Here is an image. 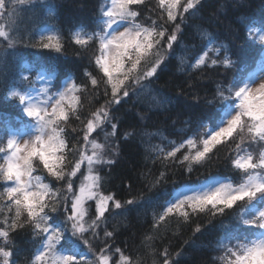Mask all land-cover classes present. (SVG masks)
Wrapping results in <instances>:
<instances>
[{"label": "snow or ice", "instance_id": "snow-or-ice-1", "mask_svg": "<svg viewBox=\"0 0 264 264\" xmlns=\"http://www.w3.org/2000/svg\"><path fill=\"white\" fill-rule=\"evenodd\" d=\"M156 3L162 11L153 19L143 17L141 6L154 11L146 0H104L91 25L71 33L82 50H95L91 62L102 74L86 70L83 84L42 57L15 60L18 80L14 76L12 83L0 72L6 97L18 101L20 113L17 120L0 115V264H16L13 233L26 228L35 244L27 264H139L138 258L113 246L115 234L106 224L105 213L136 202L127 199L122 203L102 190L103 169L110 172L120 155L113 109L141 94L148 95L158 109L166 110L172 103L171 97L152 85L175 51L174 45H179L182 26L195 29L200 48L185 47L178 71L188 76L211 71L220 79L215 81L212 97L204 101L205 110L195 128L189 127L180 143L169 141L172 147L167 151L158 145L149 147L155 154L152 163L178 162L192 173L193 165L205 164L219 145L231 141L236 153L232 167L244 175L238 183L211 177L174 190L163 211L154 214L153 228L160 229L170 216L189 222L200 214L230 215L228 223L220 221L221 235L214 249L220 254L214 259L218 264H264V19L259 23L249 17L239 20L244 45L250 49L245 53L234 40L211 31L210 24L189 25L202 19L198 16L202 0ZM25 4L33 0H0V66L16 57L21 46L63 53L62 37L54 26L45 25L34 35L21 33L17 17ZM43 8L54 17V5ZM239 39L237 35L235 40ZM184 84L195 91L191 82ZM184 84L176 85L179 95L187 91ZM89 91L90 101L102 95L104 102L84 117L81 93ZM193 99L200 104L198 95ZM73 121H79L80 127ZM201 127L204 132L199 131ZM101 133L105 143L98 142ZM132 136L125 132L122 139L128 141ZM82 166L86 173L81 172ZM78 173L76 192L73 178ZM48 177L51 180L45 182ZM164 180L161 171L152 186ZM88 201L95 202L94 212L90 213ZM200 231L197 225L195 232ZM159 255V264H172L167 248Z\"/></svg>", "mask_w": 264, "mask_h": 264}, {"label": "trees", "instance_id": "trees-1", "mask_svg": "<svg viewBox=\"0 0 264 264\" xmlns=\"http://www.w3.org/2000/svg\"><path fill=\"white\" fill-rule=\"evenodd\" d=\"M51 1L55 6L54 17L46 18L47 14L37 13L29 26L32 31L39 30L45 25L57 28L61 32L63 53L52 55L48 50L45 52L23 46L20 48L27 50L26 55L37 52V55L42 58L53 57L48 61L50 64L56 66L61 72H70L77 83L83 84L87 81L84 72L91 69V61L79 45L75 47L71 45L74 43L71 33L82 26L87 28L91 25L99 15L100 0ZM146 2L154 11L149 12L141 6L143 17L151 15L155 19L162 9L157 6L156 0H146ZM202 5V10L198 13L202 19L190 21L189 25L195 23L208 27L210 24L211 31L222 38L234 40L237 47L240 45L235 37L239 35L241 40L244 35L239 20L243 17L259 18L264 15V0H202ZM182 27L184 31L179 45H174L175 51L170 54L165 65L161 66L163 71L158 70L159 80L152 85L156 91L171 97L172 103L166 106V110L158 109L152 106L148 95L141 94L130 100L126 98V101H122L121 105L113 109L118 122L119 135L116 139L120 143V155L116 158L117 163L112 166L110 172L107 168L103 169L102 174L106 178L102 190L105 194H114L122 203L127 199H135L136 202L133 205H126V209H112L105 213L106 224L108 230L115 234L113 246L120 247L134 260L138 258L139 264H154V260L156 264H159L162 259L159 253L165 248L171 255L172 264H218L214 258L220 253L214 250L215 241L221 235L220 221L223 219L225 223H228L230 215L213 218L207 214H200L193 216L189 222L170 216L160 229H154V214L158 215L162 212L165 202L171 198L174 190L180 189L185 184H199L210 180L211 177L226 178L233 183H238L244 175L239 170H236L234 175L232 173L234 168L231 159L236 155L232 147L228 150L217 147L205 164L193 165L192 173H187L185 165L178 162L175 164L160 161L152 163L155 154L148 150L149 147L158 145L167 151L172 147L169 141L180 143L185 133H188L189 127L195 128L197 119L205 110L204 101L212 97L215 81L220 79L211 71L204 73L203 76L197 73L188 76L178 71L179 57L185 47L190 48L195 45L197 51L200 48L195 29L190 26ZM17 59L19 58L16 57L8 62V70H11L7 73L8 83L13 82L14 76H17L18 80V69L14 63ZM185 81L191 82L195 91L187 89ZM177 84H184L187 89L183 95L178 94ZM100 92L102 93L103 89ZM194 95L200 97L199 105L193 99ZM91 96V91L81 93L83 104L81 115L84 117L94 111V107L89 109L87 99L89 102L94 100L95 106L102 104L99 100L104 101L102 95L90 101ZM14 109H16L15 100L6 97V84L0 79V115L12 120L11 118L17 114ZM12 112L15 114L11 117L9 114ZM73 123L80 127L79 121H73ZM125 132L133 133L128 141L122 139ZM180 155L181 153L177 154L178 157ZM211 168L216 169L214 175L212 171L210 172ZM161 171L165 172V180L153 187L152 182ZM44 176L46 177L47 174ZM50 180L51 178L48 177L45 182ZM231 211L235 212V207ZM197 225L201 227L198 233L195 232ZM148 236L152 239H146ZM13 237V259L16 264H27L35 250L30 228L20 230L18 234L13 233ZM176 253L179 255L177 256Z\"/></svg>", "mask_w": 264, "mask_h": 264}, {"label": "rangeland", "instance_id": "rangeland-1", "mask_svg": "<svg viewBox=\"0 0 264 264\" xmlns=\"http://www.w3.org/2000/svg\"><path fill=\"white\" fill-rule=\"evenodd\" d=\"M104 2V0H100V3H99V6H100V4L101 3H103ZM44 4H52V5H54L53 4V2L51 1V0H33V4H31V5H29V4H25V5H22L21 6V8H22V11L20 12V14L18 15V17H17V24H18V27H19V29H20V31H21V33L22 34H24V35H34V34H36V33H38L39 32V30L41 29H39V30H34V31H32V30H30V26L29 25H31L32 24V22H31V20H33L35 17H36V14L38 13H40L41 15H46L47 14V12L44 10V8H43V5ZM28 6V7H27ZM26 8H28V9H26ZM50 16H46V18H49ZM253 19H255L256 20V22L257 23H259V21L261 20V19H264V15L263 16H261V17H259V18H256V16L253 18ZM49 26H52V25H49ZM44 27V26H43ZM57 29V28H56ZM58 30V29H57ZM59 31V30H58ZM60 32V31H59ZM60 34H61V32H60ZM244 39H245V37H244V35H243V38L241 39V40H238L239 41V45H240V47H243L244 48V51H245V53H247V52H249L250 51V49L247 47V46H245L244 45ZM72 46L74 45V47H75V45L76 44H74V43H72L71 44ZM26 51L27 50H25L24 48L22 49V48H18L17 49V56L16 57H18V58H20V57H23V59L25 60V61H27V60H30L31 58H33V57H40V56H38L37 55V52H33V53H31L30 55H26ZM45 51V50H44ZM94 49L93 48H91V47H89L88 48V50L86 51V57H89V59H90V61H91V57H92V55H93V53H94ZM46 52V51H45ZM44 52V53H45ZM49 52H51V51H49ZM43 52H41V54H42ZM50 54H52V55H57L58 53H56V52H51ZM26 55V56H25ZM82 55V54H81ZM16 57H12V58H9V60H13L14 58H16ZM53 57H51V59H52ZM45 61H49V60H51V59H48L47 57H45V58H43ZM9 62V61H8ZM90 63V62H89ZM90 66H91V69H89V72H93V74L94 75H102V74H99L96 70H95V66H94V64L91 62L90 63ZM8 67H9V63H7L6 65H4V66H0V71L1 72H3V73H9L11 70H8ZM93 70H95V71H93ZM82 81H86V80H82ZM26 87H27V85H25ZM103 88H101L99 91H101ZM146 99H148V96H146ZM87 102H88V104H89V109H91V108H93L94 107V110L97 108V107H99V105L98 106H95V104H94V100H92V102H89L88 101V99H87ZM99 102L100 103H103L104 101L103 100H99ZM15 108L16 109H14V110H16V115L14 116V117H12V114H15V112H12V113H10L9 115H11V119L12 120H17L18 118H19V116H20V113H19V106H18V101H16L15 100ZM114 115V114H113ZM114 118H115V116H114ZM114 122H116L117 124H118V122L116 121V119H114ZM107 127H109V130H110V126H107ZM200 132H204V129L201 127L200 128V130H199ZM93 135H95V134H93ZM97 139H98V142L99 143H105V141H104V136H103V133H101L100 134V136L99 137H97ZM218 147H221V148H223V149H226V150H228L230 147H232V144H231V141H229L228 142V145L226 146V145H224V144H221V145H219ZM251 150H253V151H256L257 150V147L255 146V147H252L251 148ZM216 170V169H215ZM215 170H213L212 168L210 169V172L212 171L213 172V175H214V171ZM209 171V170H208ZM81 172H85L86 173V167H84V166H82V168H81ZM232 173H233V175L236 173V169H234V170H232ZM38 174H40V175H42V176H44L45 174H47V173H44V172H39ZM212 175V176H213ZM79 177H80V174L78 173L77 174V177L76 178H73L74 179V191H76V192H78V190H79V184H80V179H79ZM88 204L89 205H91L92 207H91V209H90V213L91 212H94L95 211V202L94 201H88Z\"/></svg>", "mask_w": 264, "mask_h": 264}]
</instances>
